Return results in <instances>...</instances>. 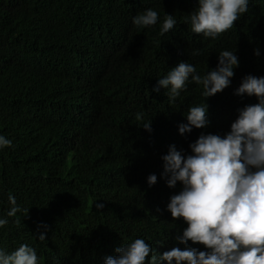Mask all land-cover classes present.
Wrapping results in <instances>:
<instances>
[{
	"label": "trees",
	"instance_id": "trees-1",
	"mask_svg": "<svg viewBox=\"0 0 264 264\" xmlns=\"http://www.w3.org/2000/svg\"><path fill=\"white\" fill-rule=\"evenodd\" d=\"M197 3L0 0V134L12 140V147L0 150V217L9 210V194L21 208L0 228V247L11 252L28 244L39 264H82L74 259L81 247L73 239L107 248L109 240L146 235L151 240L145 241L159 248L183 232V219H172L164 208L181 189L159 181L163 163L152 164L157 152L148 145L138 148L131 128L141 121L152 126L179 110L166 131L179 138L171 129L187 122L191 106L204 102L202 89L189 84L170 104L165 89L153 88L182 61L203 73L216 67L222 50L235 51L239 59L230 86L206 98L208 127L183 134L187 147L201 132L227 133L237 110L257 103L255 96H237L234 90L247 74L264 76V0H251L248 12L215 40L183 23ZM149 7L161 21L165 12L174 14L176 28L160 36L159 23L134 26L133 16ZM80 11L96 15L98 32L88 47L74 41L82 26ZM92 102L102 108L101 122L106 111L110 114L111 128L103 134L96 129ZM150 174L157 175L151 187ZM97 203L104 207L97 209Z\"/></svg>",
	"mask_w": 264,
	"mask_h": 264
},
{
	"label": "clouds",
	"instance_id": "clouds-1",
	"mask_svg": "<svg viewBox=\"0 0 264 264\" xmlns=\"http://www.w3.org/2000/svg\"><path fill=\"white\" fill-rule=\"evenodd\" d=\"M250 2L198 0L197 6L183 17V23L190 26L192 33L215 40L232 29L234 23L248 12ZM91 13L83 12L81 29L79 25L76 30L80 29L74 41L82 47H88L98 32L93 20L96 15ZM132 23L138 29L155 27L159 23V35L164 36L176 28L178 21L174 14L166 12L161 21L158 12L149 7L133 16ZM199 54V50L193 52V55ZM254 54L259 56L260 50L255 49ZM238 66L235 51L222 50L218 53L215 68L207 67L201 73L195 65L182 61L165 76L156 78L157 85L153 91L165 89L170 104L187 90L189 84L194 83L202 89L204 102L191 106L185 114L187 122H178L171 129V133L179 137L177 140L168 137L166 131L169 118L182 112L179 110L173 114L165 113L152 126L150 121H141L131 128L138 134L135 138L138 148L148 145L157 152L152 164L163 163L159 181L166 182L169 188L178 185L181 189L178 194L170 196L164 208L172 219H183L187 225L183 232L180 231L172 242H165L159 248L147 243L145 240L151 238L146 235H135L137 238L133 240L129 236L109 240L107 248L98 244L90 247L86 242L73 239L81 247L74 258L77 262L264 264V76L247 74L242 78L234 94L255 96L257 103L239 108L237 118L223 136L201 132L187 147L183 135L190 133L193 127H208L206 98L229 87ZM87 77L91 78V75ZM93 104L96 129L100 128L103 134L111 128L110 114L106 111L107 119L101 122L99 114L102 108ZM146 112L150 114V106ZM185 115L182 113V118ZM8 147H12V140L0 134V150ZM186 150H190L191 154ZM147 183L149 187L155 185L157 175L150 174ZM8 203L6 216L0 217V228L8 225V218L21 212L11 194ZM96 207L102 209L104 205L97 203ZM38 239L45 240V234L40 233ZM0 264H39V257L36 249L28 244H20L11 252L0 247Z\"/></svg>",
	"mask_w": 264,
	"mask_h": 264
},
{
	"label": "bare ground",
	"instance_id": "bare-ground-1",
	"mask_svg": "<svg viewBox=\"0 0 264 264\" xmlns=\"http://www.w3.org/2000/svg\"><path fill=\"white\" fill-rule=\"evenodd\" d=\"M150 244V243H149ZM152 245V244H151ZM58 250V249H57ZM59 252L63 255V258H65V259H67V252H65V253H63V252H61V250H59Z\"/></svg>",
	"mask_w": 264,
	"mask_h": 264
}]
</instances>
